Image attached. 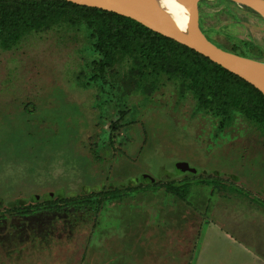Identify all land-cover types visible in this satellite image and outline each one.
I'll return each instance as SVG.
<instances>
[{"label":"rangeland","instance_id":"obj_1","mask_svg":"<svg viewBox=\"0 0 264 264\" xmlns=\"http://www.w3.org/2000/svg\"><path fill=\"white\" fill-rule=\"evenodd\" d=\"M203 1L188 13L210 46L264 61V19L257 11L232 0ZM100 22L69 12L0 50V200L98 202L111 185L139 184L145 175L150 183L161 175H217L220 184L192 186L182 210L173 208L174 197L172 207L154 198L157 208L143 206L151 200L142 204V197L122 198L109 205L120 207L113 213L120 218L102 227L97 215L109 201L5 217L0 264H73L82 238L77 264H114L117 254L122 264L134 254L174 259L179 248L191 264H264L262 123L204 108L180 77L123 52L107 57ZM179 162L198 174L176 175ZM59 216L65 226H56Z\"/></svg>","mask_w":264,"mask_h":264},{"label":"trees","instance_id":"obj_2","mask_svg":"<svg viewBox=\"0 0 264 264\" xmlns=\"http://www.w3.org/2000/svg\"><path fill=\"white\" fill-rule=\"evenodd\" d=\"M69 12L93 18V21L101 18L98 40L101 41V52L107 57H112L116 52H123L134 60L138 59L141 66L162 69L170 77L178 76L186 83L182 84L183 88L192 92L204 108H214L213 110L226 119L237 111L262 123L264 127V96L252 86L194 51L113 12L63 0H0V50H11L19 43L24 33L41 31ZM217 179V175L214 178H203L198 174L189 176V179H184V176L169 179L161 175L159 182L150 183L143 178L139 184L129 181L125 186L124 183L116 187L111 185L98 202L86 198L60 197L28 204H21L19 199L6 203L0 200V219L41 211H58L67 206H91L94 202L105 203L150 191H163L179 202L189 205L187 199L192 186H216L220 184Z\"/></svg>","mask_w":264,"mask_h":264},{"label":"water","instance_id":"obj_3","mask_svg":"<svg viewBox=\"0 0 264 264\" xmlns=\"http://www.w3.org/2000/svg\"><path fill=\"white\" fill-rule=\"evenodd\" d=\"M77 5H82V0H63ZM257 11L264 19V0H232ZM143 12L136 17L121 14L108 8L101 10L113 12L128 17L148 30L170 39L200 56L208 59L213 64L243 80L261 95L264 96V61L240 56L228 51L210 46L202 33L193 23L188 11L185 12L176 0H141ZM189 10V9H188ZM176 175L189 172L196 174L197 171L185 162L175 164ZM174 177V176H172ZM144 178H150L145 175ZM134 181V180H133ZM21 204L38 201L37 196L19 198Z\"/></svg>","mask_w":264,"mask_h":264},{"label":"crops","instance_id":"obj_4","mask_svg":"<svg viewBox=\"0 0 264 264\" xmlns=\"http://www.w3.org/2000/svg\"><path fill=\"white\" fill-rule=\"evenodd\" d=\"M170 196V198H171V200L168 198ZM169 196H167V195H165V193L164 192H161V191H159V192H152V191H150V192H144V193H138V194H133V195H130L126 200H125V202L127 201V202H130V201H132V200H134V198L135 199H137L136 197H142V200L141 201H139V202H144V200H151V201H146V204H143V202H142V204H143V206H145V205H152V202H153V200H154V198H157V199H163V200H166V199H168L169 201L167 202L166 201V204L167 203H169V205H171V202H174L173 201V197L171 196V195H169ZM125 198V197H124ZM122 199V198H121ZM121 199H116V200H112V201H109V202H107V205L105 206V208H103V210L101 209L100 210V212H99V214H98V221H97V224H99L101 227H102V225L103 224H105V225H107L108 224V222H110L111 220H112V218H116V217H118V218H120V215H118V216H115L113 213L114 212H116V210H118V209H120V207L118 208V207H113L112 209H110L109 208V205H110V203H118V204H120V203H123L122 201H120ZM144 199V200H143ZM159 202H161L160 200H158ZM175 204H174V206H173V208H178V209H180V210H182L183 208H182V206H184L185 204H183V203H181V202H174ZM118 204H117V206H118ZM172 205H173V203H172ZM172 205H171V207H172ZM127 206V205H126ZM125 206V207H126ZM143 206H141L142 208H144ZM152 206H154L155 208H157L155 205H152ZM172 208V209H173ZM114 209V210H113ZM135 210V209H133V208H130V207H126V210ZM156 210H159V209H156ZM184 211V210H183ZM159 212H161V211H159ZM185 212H187V211H185ZM117 219V218H116ZM57 222H56V226H57V224L61 227V226H65L64 225V219L63 218H61L60 216L58 217V219L56 220ZM68 223H71V226H75L78 222H75V223H72L71 221H67ZM83 226H82V229H80L79 231L81 232V235L82 236H85V234H86V228H85V225L87 224V221H85L84 223H81ZM113 227V226H112ZM70 228V225H69V227H68V229ZM133 231H134V229L133 228H131L130 229V232H128V234L130 233L132 236H133ZM83 241H85V240H83V238L81 239V243L79 244L80 246H77V251L78 252H76V254H75V259H74V263L73 264H77V261H76V258H77V260H78V257H79V255H80V252H81V249H82V243H83ZM85 243H86V241H85ZM127 247H130V248H132V250L134 251V248L136 249V251L138 252V254H139V250H138V248L137 247H135L134 245L132 246V245H130V244H128L127 245ZM134 247V248H133ZM119 249V248H118ZM83 251H84V254L87 252L88 253V245H84L83 246ZM176 252H177V255H174V259H173V257H171V258H169V259H166V258H163V259H161V261H154L153 260V258H149V259H141V260H139V256L138 255H133V257L134 258H132V260H130V261H125V262H123V263H129V264H191V261H187V259H188V257H187V259H186V257H184V254H182V251H181V249L179 248L178 250H176ZM120 255V254H119ZM118 254L116 255V259H117V261L114 263V264H122V262L118 259V256H119ZM178 256H181V257H184V259H180ZM87 256H85L84 257V260H85V258H86ZM84 260H83V262H84ZM10 261H12L13 262V260L12 259H10ZM141 261V262H140ZM107 263L106 264H113V263H111V262H113V261H111V260H107L106 261Z\"/></svg>","mask_w":264,"mask_h":264},{"label":"bare ground","instance_id":"obj_5","mask_svg":"<svg viewBox=\"0 0 264 264\" xmlns=\"http://www.w3.org/2000/svg\"><path fill=\"white\" fill-rule=\"evenodd\" d=\"M176 1L179 4V6L185 12H187L188 9L191 7V4L193 2H199V1H203V0H176ZM203 2H205V1H203ZM80 3L82 5L90 7V8H97V9L108 8V9H111V10H113L115 12H118V13H121V14H127V15H130L132 17H136L139 13L143 12V6H142V3H141V0H82Z\"/></svg>","mask_w":264,"mask_h":264},{"label":"flooded vegetation","instance_id":"obj_6","mask_svg":"<svg viewBox=\"0 0 264 264\" xmlns=\"http://www.w3.org/2000/svg\"><path fill=\"white\" fill-rule=\"evenodd\" d=\"M41 212H49V211H41ZM51 212H52V211H51ZM35 213H36V212H35ZM30 216L32 217V214H31ZM31 217H30V218H31ZM31 219H32V218H31ZM2 220H3V219H2ZM67 221H69V220H67Z\"/></svg>","mask_w":264,"mask_h":264}]
</instances>
